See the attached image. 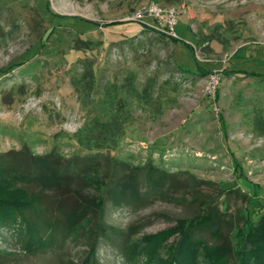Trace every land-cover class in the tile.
<instances>
[{"label":"rangeland","instance_id":"obj_1","mask_svg":"<svg viewBox=\"0 0 264 264\" xmlns=\"http://www.w3.org/2000/svg\"><path fill=\"white\" fill-rule=\"evenodd\" d=\"M150 2L179 11L176 37L128 20ZM52 149L179 183L135 210L107 204L42 251L24 248L20 220L0 226V264H174L175 229L211 210L217 232L199 234L189 264H239L234 246L264 219V0H0V157ZM103 173L90 192L103 194ZM37 191L0 165V209L59 216Z\"/></svg>","mask_w":264,"mask_h":264},{"label":"trees","instance_id":"obj_2","mask_svg":"<svg viewBox=\"0 0 264 264\" xmlns=\"http://www.w3.org/2000/svg\"><path fill=\"white\" fill-rule=\"evenodd\" d=\"M9 155L10 157H0V165L10 172L17 170L29 185L37 188L36 193L42 205L44 193L51 194L56 199V202L54 200L51 204L59 212V216L52 220L53 213L43 215L42 211V224L35 225L29 222L25 210L10 205L8 208L0 209V226L14 225L17 220L25 224L23 229L29 235L24 246L27 251L45 250L53 245L54 239L58 237L57 234L65 237L83 220L97 219L100 215L102 217L107 204L111 207L125 206L135 210L147 204L146 201L151 195L163 196L168 191L176 189L179 183L174 173L159 170L151 164L129 168L115 158H108L104 162L107 166L105 169L94 156L76 155L71 159H63L55 149L45 155H35L25 150L16 151L14 156L11 153ZM99 168L103 169V179H105L104 192L101 195L90 192L88 187L89 174ZM212 214L214 212L211 210L209 213L204 212V215L197 216V219L180 222V227L175 229L178 238L170 247L169 261L174 264H189L193 248L201 242L198 241L199 234L206 231L217 232L215 221H210ZM245 217L248 222L251 221L248 212ZM204 221L208 222L202 223ZM46 230H49L47 239L43 235ZM98 231L106 236L108 231L115 235L123 234L117 228L105 226L103 223ZM243 232L245 241L242 248L234 246L239 254L237 263L264 264V219L259 226L249 230L245 228ZM238 233L237 229L235 234ZM94 253L95 242H92L88 261H93Z\"/></svg>","mask_w":264,"mask_h":264},{"label":"built area","instance_id":"obj_3","mask_svg":"<svg viewBox=\"0 0 264 264\" xmlns=\"http://www.w3.org/2000/svg\"><path fill=\"white\" fill-rule=\"evenodd\" d=\"M179 11L172 6H160L156 2H150L135 10L128 20L141 21L144 17L149 16L156 27L161 29L167 35L176 37L174 26Z\"/></svg>","mask_w":264,"mask_h":264}]
</instances>
